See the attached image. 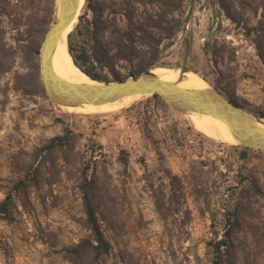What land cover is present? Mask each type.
<instances>
[{
  "label": "rangeland",
  "instance_id": "rangeland-1",
  "mask_svg": "<svg viewBox=\"0 0 264 264\" xmlns=\"http://www.w3.org/2000/svg\"><path fill=\"white\" fill-rule=\"evenodd\" d=\"M234 4L254 25L264 0ZM181 18L155 67L192 72L262 116L264 63L253 36L216 0H185ZM3 25L0 201L11 195L12 207L0 220V264H215L226 233L219 264H264V151L207 135L162 95L99 113L57 106L30 82L16 31ZM66 131L68 144L47 148ZM88 182L110 246L99 260L71 259L64 249L90 238Z\"/></svg>",
  "mask_w": 264,
  "mask_h": 264
},
{
  "label": "trees",
  "instance_id": "trees-1",
  "mask_svg": "<svg viewBox=\"0 0 264 264\" xmlns=\"http://www.w3.org/2000/svg\"><path fill=\"white\" fill-rule=\"evenodd\" d=\"M223 13L253 36L259 57L264 63V5L254 25L244 19L243 13L235 8V0H216ZM185 0H85L73 29L67 35V46L73 63L87 76L97 81L125 80L139 76L155 67L162 55L164 41L172 39L182 26V8ZM256 10L253 9V11ZM42 12L39 15V12ZM55 0H0V72L8 70L4 64L3 22L16 31V41L28 60L31 71L30 82L42 88L39 71V50L46 32L55 19ZM258 10L255 11L257 13ZM22 42H24L22 44ZM216 49V47L214 46ZM124 63L127 72L121 74L117 66ZM109 74L103 73V71ZM111 77V79L109 78ZM230 102L246 109L233 99L225 89L214 85ZM159 94L150 95L152 98ZM247 110V109H246ZM264 116V113L262 114ZM69 131L50 139L47 148L68 144ZM248 149L249 147L243 146ZM124 151L121 156H124ZM242 157L245 152H242ZM125 160L124 157H121ZM90 182V181H89ZM82 186L85 214L90 238L66 247L71 259L90 255L94 260L107 254L109 243L105 239L96 218L90 199L91 183ZM24 185V184H21ZM11 195L0 201V220L11 216ZM229 234L215 242L214 256L219 264L223 247H228Z\"/></svg>",
  "mask_w": 264,
  "mask_h": 264
},
{
  "label": "water",
  "instance_id": "water-1",
  "mask_svg": "<svg viewBox=\"0 0 264 264\" xmlns=\"http://www.w3.org/2000/svg\"><path fill=\"white\" fill-rule=\"evenodd\" d=\"M53 24L39 50V71L46 94L57 106H81L114 102L128 95H162L178 111L210 114L222 120L242 146L264 151V116L230 102L214 87L184 88L176 82L162 81L151 69L125 80L71 83L61 79L52 68L51 58L60 35L77 21L80 0H55ZM83 73V72H82Z\"/></svg>",
  "mask_w": 264,
  "mask_h": 264
},
{
  "label": "bare ground",
  "instance_id": "bare-ground-1",
  "mask_svg": "<svg viewBox=\"0 0 264 264\" xmlns=\"http://www.w3.org/2000/svg\"><path fill=\"white\" fill-rule=\"evenodd\" d=\"M83 1L84 0H80V5L83 4ZM72 24L60 35V38L56 43L51 58L52 68L57 76L68 82L93 83L73 63L71 56L68 52L66 34L68 33V30L70 29ZM151 71L156 76H158L162 81L176 82L180 87L204 88L208 86L203 79H201L199 76H197L192 72L185 71V73H178L177 71L174 70L158 69V68L151 69ZM182 75L184 76L183 78ZM140 97H141L140 95H128L114 102H108L104 104H84L76 107H72V106H68V107L62 106V107H64L68 111L71 110V111L84 112V113H99L102 111H109V110L119 109L128 106L131 103L136 102V100H138ZM188 116L192 121V123L198 128H202V131L205 132L207 135L217 139H221L222 141L229 142V144L237 142V140L231 134L228 126L219 118L214 117L213 115L210 114H202L196 112H190ZM259 124L264 127V122H260Z\"/></svg>",
  "mask_w": 264,
  "mask_h": 264
}]
</instances>
